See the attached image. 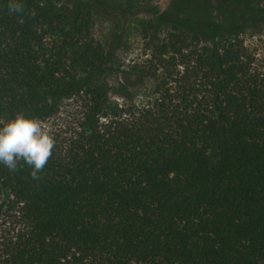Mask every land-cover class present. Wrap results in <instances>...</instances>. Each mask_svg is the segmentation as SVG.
Wrapping results in <instances>:
<instances>
[{
	"label": "trees",
	"instance_id": "obj_1",
	"mask_svg": "<svg viewBox=\"0 0 264 264\" xmlns=\"http://www.w3.org/2000/svg\"><path fill=\"white\" fill-rule=\"evenodd\" d=\"M15 2L0 0V124L78 110L38 179L0 166V264H264V71L240 37L264 0H174L125 71L115 34H91L117 2Z\"/></svg>",
	"mask_w": 264,
	"mask_h": 264
},
{
	"label": "rangeland",
	"instance_id": "obj_2",
	"mask_svg": "<svg viewBox=\"0 0 264 264\" xmlns=\"http://www.w3.org/2000/svg\"><path fill=\"white\" fill-rule=\"evenodd\" d=\"M121 5L118 15L95 17L91 34L107 47L115 34L117 43L110 47H116L111 66L114 71L129 70L132 67L145 65L150 61L151 46L150 37L162 39L169 31V27L158 25L156 31L148 28V21L156 18V13L163 12L174 0H111ZM216 1V0H214ZM150 11V12H149ZM156 12V13H155ZM121 35V37H120ZM118 37V38H117ZM241 40L248 54L253 58L252 66L264 71V27L258 30L245 29L241 34ZM121 74L114 72L108 79L111 88L117 89L120 84ZM134 78V77H133ZM153 81L145 79L143 86L133 91V102L143 105L154 99ZM121 103L119 99H112ZM77 107L75 101H62L58 114L46 121H42V127L54 138L62 139L69 125L74 122Z\"/></svg>",
	"mask_w": 264,
	"mask_h": 264
},
{
	"label": "clouds",
	"instance_id": "obj_3",
	"mask_svg": "<svg viewBox=\"0 0 264 264\" xmlns=\"http://www.w3.org/2000/svg\"><path fill=\"white\" fill-rule=\"evenodd\" d=\"M10 13L19 15L24 11L21 0L10 3ZM54 138L42 127L41 122L24 114H17L0 124V166L10 172L17 170V162L30 167V176L38 179V173L49 160Z\"/></svg>",
	"mask_w": 264,
	"mask_h": 264
}]
</instances>
